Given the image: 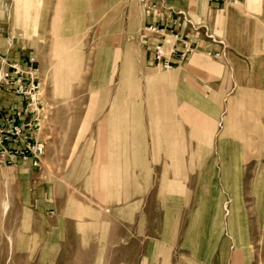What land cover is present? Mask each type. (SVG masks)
I'll use <instances>...</instances> for the list:
<instances>
[{
	"label": "rangeland",
	"instance_id": "374dc122",
	"mask_svg": "<svg viewBox=\"0 0 264 264\" xmlns=\"http://www.w3.org/2000/svg\"><path fill=\"white\" fill-rule=\"evenodd\" d=\"M34 1L45 153L0 160V264H264V46L192 95L140 51L138 0Z\"/></svg>",
	"mask_w": 264,
	"mask_h": 264
},
{
	"label": "crops",
	"instance_id": "0c3cea01",
	"mask_svg": "<svg viewBox=\"0 0 264 264\" xmlns=\"http://www.w3.org/2000/svg\"><path fill=\"white\" fill-rule=\"evenodd\" d=\"M10 17L0 30V72L20 73L23 85L35 84L36 59L29 31L35 25L34 0H6ZM142 14L136 39L140 51L151 66L173 72L178 85L194 94L196 78L209 93L219 92L230 62H252L258 48L264 46V0H138ZM3 0H0L2 11ZM177 19L176 25L172 20ZM155 27L158 35L144 30ZM146 37L145 43L142 36ZM162 43L164 58L154 59L153 47ZM249 72V71H248ZM14 75V78H18ZM29 100L12 91L0 94V113H23ZM188 109L194 105L187 102ZM190 105V107H189ZM25 114L20 123L34 119Z\"/></svg>",
	"mask_w": 264,
	"mask_h": 264
},
{
	"label": "built area",
	"instance_id": "2783aa9c",
	"mask_svg": "<svg viewBox=\"0 0 264 264\" xmlns=\"http://www.w3.org/2000/svg\"><path fill=\"white\" fill-rule=\"evenodd\" d=\"M173 25H176L177 19H173ZM160 31L155 27H148L144 30L146 34L158 35ZM145 43L146 37L142 36ZM154 59L159 62L164 58V50L162 43L156 44L153 47ZM14 75L20 73L13 68V72H0V94L2 91H12L15 95L29 100V103L23 113L16 112L15 114L0 113V160L4 166H13L18 161L28 163L32 168L37 167L41 158L44 156V146L34 140L35 132L39 131L37 117L27 123H20L21 118L25 114L35 113L33 108V95L38 89V84L23 85L20 76L14 78Z\"/></svg>",
	"mask_w": 264,
	"mask_h": 264
},
{
	"label": "bare ground",
	"instance_id": "6f19581e",
	"mask_svg": "<svg viewBox=\"0 0 264 264\" xmlns=\"http://www.w3.org/2000/svg\"><path fill=\"white\" fill-rule=\"evenodd\" d=\"M228 108V107H227ZM224 131V130H223ZM225 131H227V130H225ZM225 135V134H224Z\"/></svg>",
	"mask_w": 264,
	"mask_h": 264
}]
</instances>
